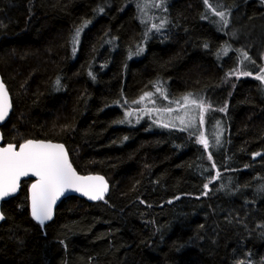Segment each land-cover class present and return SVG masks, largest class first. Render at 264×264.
<instances>
[{"label": "trees", "instance_id": "1", "mask_svg": "<svg viewBox=\"0 0 264 264\" xmlns=\"http://www.w3.org/2000/svg\"><path fill=\"white\" fill-rule=\"evenodd\" d=\"M139 2L0 0V76L12 102L3 144L62 143L76 172L110 185L97 202L63 199L41 225L29 211L32 181L21 182L1 204L0 264H264V86L228 79L238 56L257 63L262 38L247 43L258 50L229 49L212 10L251 24L264 3L164 0L165 25L146 36ZM155 85L201 96L221 124L220 147L120 125L122 100Z\"/></svg>", "mask_w": 264, "mask_h": 264}, {"label": "snow or ice", "instance_id": "2", "mask_svg": "<svg viewBox=\"0 0 264 264\" xmlns=\"http://www.w3.org/2000/svg\"><path fill=\"white\" fill-rule=\"evenodd\" d=\"M208 7H212L209 0H204ZM164 3V0H160L159 3L144 4L143 7H159ZM264 3V0H261ZM143 7L138 3V8ZM214 14L218 15L227 25L228 21L225 18L224 11H216L212 9ZM103 11V9H101ZM87 21L85 22V24ZM157 30L163 27V24L157 26L153 25ZM81 29L76 30V37L79 36ZM74 37V39H76ZM247 59V56H245ZM264 72V69H261ZM91 75V73H90ZM243 75H249L247 71ZM256 79L264 82V76H256ZM60 83L59 79L56 82ZM161 91V89H157ZM163 95V92L161 91ZM151 92H145L139 100L133 101V103H140L144 99H150L152 97ZM191 93L186 94L182 99L185 101V106L189 103L195 105L200 109L199 121L200 124L204 123V112L206 106L202 101L189 100ZM8 93L5 90L4 84L0 82V121H3L8 114L10 105L7 101ZM224 109H220L223 111ZM159 112H171V108H158ZM130 114V113H126ZM187 117V120L185 119ZM180 122L184 125L180 130L183 131L188 127L193 126L195 121V114L189 115L185 112V115L179 117ZM162 126L168 127V124ZM174 126V125H173ZM199 143H202L207 150L209 145L208 141L204 139L203 134L197 138ZM217 143H219V137H217ZM254 156L261 155L260 153H254ZM211 159V156H209ZM35 176L36 182L31 184V215L34 220L41 225L46 220L52 218V206L60 196L64 195L65 191L71 189L73 191L80 192L87 196L91 200H103L104 193L107 191V184L104 178L101 176H80L72 167L69 162L68 154L65 151V146L61 143L45 142L41 140H27L23 144L19 145V151L13 150V145L9 144L7 147L0 148V200L5 199L13 195L19 188V181L22 176ZM204 187L207 189L208 185ZM264 190V189H262ZM143 203V201H141ZM171 203V201H169ZM5 219L4 215L0 213V220Z\"/></svg>", "mask_w": 264, "mask_h": 264}, {"label": "rangeland", "instance_id": "3", "mask_svg": "<svg viewBox=\"0 0 264 264\" xmlns=\"http://www.w3.org/2000/svg\"><path fill=\"white\" fill-rule=\"evenodd\" d=\"M139 4L141 7H143L144 4L148 3H159L160 0H139ZM163 5L159 7H143V11H141V8H138V15L140 18V21L142 22L145 31L146 36H150L159 30H157L153 25H165V21L163 18ZM216 11H218L216 9ZM214 13V12H213ZM220 21H223L218 15L214 14ZM216 18V19H217ZM225 18L227 19L228 23L224 25V31H226V37H227V43L230 46L229 49L234 50V45L241 46L243 44L247 46V43L251 40H254L256 43L257 41L261 39L260 43L263 46L264 44V19L256 20L253 23L247 22V20L243 17V14H238L237 16H231L230 14H226ZM224 22V21H223ZM255 43V45H256ZM260 47L262 52L258 53L257 56V63L256 60H254V57L252 55L245 53L243 56H238V60L236 63V67L229 72L228 79H239L243 77H251L256 79V76H264V72L261 71V69H264V63H263V47ZM253 51V49L258 50L257 47H247ZM227 54V50L221 51L219 53L220 57H225ZM245 56H247V59H245ZM247 71L249 75H243V73ZM262 86H264V82L261 80H258ZM161 89L163 92V95L161 94V91H157V89ZM145 92H151L153 95L150 99L146 98L140 103H133V101H137L140 99V97ZM144 93L140 94L138 97H136L134 100H128L124 98L122 101L123 103L119 104L118 107L122 111V120L119 123L122 126L127 127H139L143 124H146L148 128L150 129H156V130H166V129H176L181 131L180 129L184 127V125L181 124L179 117H182L185 115V112H187L189 115L195 114L196 119L193 121V126L188 127L183 132H186L190 134L191 136L197 138L203 134L204 139L208 141V149L211 150L212 148L216 149L219 148L222 140H223V134L221 130V124L215 120L214 118L210 119L207 116L208 111H210V107L207 104H204L206 106V110L204 112V123L203 125L200 124L199 121V112L200 109L196 108L195 105L189 103L185 106V101L182 99L185 95L182 96H169L165 90L155 85L152 90L145 91ZM188 94V93H187ZM189 100H197L202 101L204 103V100L199 95L192 94L189 97ZM158 108H171V112H159L156 111ZM130 113V114H126ZM187 120V117H185ZM219 119V117L217 118ZM163 124H168V127L162 126ZM174 125V126H173ZM217 137H219V143H217ZM198 142V140H197ZM202 144V143H200ZM203 145V144H202ZM204 146V145H203ZM208 158L209 155H206ZM209 159V158H208ZM217 175L213 177V179ZM212 179V180H213Z\"/></svg>", "mask_w": 264, "mask_h": 264}, {"label": "water", "instance_id": "4", "mask_svg": "<svg viewBox=\"0 0 264 264\" xmlns=\"http://www.w3.org/2000/svg\"><path fill=\"white\" fill-rule=\"evenodd\" d=\"M263 63H264V57H263ZM0 82H2V78H1V76H0ZM2 83H3V82H2ZM3 84H4V83H3ZM4 87H5V85H4ZM5 90H6V87H5ZM6 91H7V90H6ZM7 93H8V91H7ZM7 101H8V104L10 105V107H9V109H8V114H7V116L4 118L3 121H0V127L3 126V125L8 121V119H9V117H10V114H11V111H12V102H11V98H10L9 93H8V96H7ZM41 141L49 142V141H47V140H41ZM50 142H52V143H59V142H54V141H50ZM22 144H23V143H22ZM61 144H62V143H61ZM8 145H9V144H3V137H2V133L0 132V148L7 147ZM11 145H12V144H11ZM20 145H21V144H20ZM13 150H14V151H19V146L13 145ZM65 151H66V153L68 154L66 148H65ZM68 159H69V156H68ZM74 170H75V169H74ZM77 174L80 175V176H101V175H97V174L81 175V174H79L78 172H77ZM101 177H103V176H101ZM103 178H104V177H103ZM28 180H31V181H32V182L30 183V185L28 186V190H27V199H28L29 211H30V214H31V199H30V196H31V184L34 183V182H36V180H37V177L32 176V175H29V176H26V177H25V176H22V177L20 178V181H19V185H20V186H19V188L17 189V191H16L13 195H11V196H9V197H6V198L3 199V200H0V213H2V212H1V204H2L3 202H6V201H8V200H10V199H12V198H14V197H16L17 194L19 193V190H20V187H21V182H23V181H28ZM104 181H105V183H106L107 186H108L107 191L104 193V197H105V196L108 194L109 190H110V185L108 184V182H107V180H106L105 178H104ZM67 197H77V198H80V199H86V200H88V201H90V202H97V201H100V200H91V199H89L87 196L81 194L80 192H77V191H73V190H71V189H68V190L65 191L64 195L60 196L59 199L56 200L55 204L52 206V218H51L50 220H46V221L44 222V224L50 222V221L53 219V217H54V213H55V210H56L57 206L61 203V201H62L63 199H66ZM31 216H32V215H31ZM3 221H4V219H3V220H0V224H1ZM35 221H36V220H35ZM36 222H37V221H36ZM37 223L40 224L39 222H37Z\"/></svg>", "mask_w": 264, "mask_h": 264}]
</instances>
